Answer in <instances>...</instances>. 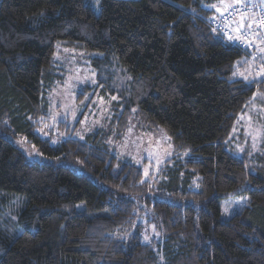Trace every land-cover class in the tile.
Here are the masks:
<instances>
[{
    "label": "trees",
    "instance_id": "16d2710c",
    "mask_svg": "<svg viewBox=\"0 0 264 264\" xmlns=\"http://www.w3.org/2000/svg\"><path fill=\"white\" fill-rule=\"evenodd\" d=\"M223 1L101 0L97 15L87 0H0V264H264V153L253 174L225 149L257 88L231 80L235 62L254 50L210 28ZM58 43L128 73L117 138L134 118L170 134L175 155L150 179L96 135L38 132ZM244 191L250 204L222 219L221 200Z\"/></svg>",
    "mask_w": 264,
    "mask_h": 264
},
{
    "label": "rangeland",
    "instance_id": "374dc122",
    "mask_svg": "<svg viewBox=\"0 0 264 264\" xmlns=\"http://www.w3.org/2000/svg\"><path fill=\"white\" fill-rule=\"evenodd\" d=\"M251 0L223 1L225 5L236 2H249ZM264 2V0H253ZM101 0H87L97 15H100ZM249 24L248 19L239 20L234 26L244 30ZM262 34L253 37L254 51L262 58L256 61L243 54L235 62L231 80H244L255 82L257 88L239 113L235 125L225 143V149L237 157H244L248 170L257 173V157L264 153V39ZM99 52H88L66 46L64 43L56 45L53 56L58 81L48 92L49 108L47 112L48 122L44 123L43 130L38 132L44 137H51L52 144H57L67 137L85 140L89 135L98 136L106 143L117 157L118 161H126L138 164L144 168L146 179L154 176L157 170L171 157L175 150L170 134L164 126L157 129L141 128L137 118L132 119L127 131L121 138H117L112 129V119L118 115L122 108V87L129 78L127 72H123L112 56L109 57L102 68L97 69L92 64L93 57H103ZM113 57H116L113 55ZM244 73V76L234 73ZM247 77V79H245ZM50 129H52L50 131ZM15 138L22 149L33 158L40 159L33 145L26 139ZM21 143V144H20ZM120 167L116 162L115 169ZM201 177L196 174L192 178L194 190H200ZM250 204L248 192H242L232 197L222 199L220 202L221 218L230 219L240 213ZM83 203L79 207H83ZM225 208L228 209L225 212ZM154 233H152V236Z\"/></svg>",
    "mask_w": 264,
    "mask_h": 264
},
{
    "label": "built area",
    "instance_id": "2783aa9c",
    "mask_svg": "<svg viewBox=\"0 0 264 264\" xmlns=\"http://www.w3.org/2000/svg\"><path fill=\"white\" fill-rule=\"evenodd\" d=\"M252 16H254L253 19H251ZM241 18L248 19L249 24L247 28L236 33L234 26ZM262 20H264V2L251 0L225 5L215 15L211 16L209 26L233 46L248 53V50H255L252 42L253 37L262 34V39H264V23H261ZM229 35L236 39L229 41L227 39ZM249 55L256 61L262 59L257 52L251 51Z\"/></svg>",
    "mask_w": 264,
    "mask_h": 264
},
{
    "label": "snow or ice",
    "instance_id": "6c2138e0",
    "mask_svg": "<svg viewBox=\"0 0 264 264\" xmlns=\"http://www.w3.org/2000/svg\"><path fill=\"white\" fill-rule=\"evenodd\" d=\"M217 11H219V9H217ZM242 19H243V18H241V20H242ZM261 23H264V20H262ZM237 31H240V29L237 28ZM227 39H228L229 41H234L236 38H234V37H232L231 35H229V36L227 37ZM261 51H264V49H261ZM234 75L244 76V73L237 72V73H234ZM245 79H247V77H245ZM227 211H228V209L225 208V212H227ZM145 239H147V237H145Z\"/></svg>",
    "mask_w": 264,
    "mask_h": 264
},
{
    "label": "crops",
    "instance_id": "0c3cea01",
    "mask_svg": "<svg viewBox=\"0 0 264 264\" xmlns=\"http://www.w3.org/2000/svg\"><path fill=\"white\" fill-rule=\"evenodd\" d=\"M253 18H254V16L251 17V19H253Z\"/></svg>",
    "mask_w": 264,
    "mask_h": 264
}]
</instances>
